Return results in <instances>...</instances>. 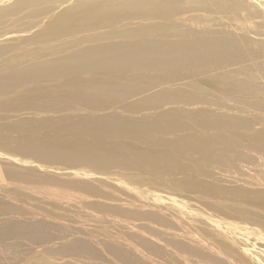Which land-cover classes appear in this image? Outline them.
<instances>
[{"label": "bare ground", "instance_id": "obj_1", "mask_svg": "<svg viewBox=\"0 0 264 264\" xmlns=\"http://www.w3.org/2000/svg\"><path fill=\"white\" fill-rule=\"evenodd\" d=\"M27 85L31 86L24 88ZM258 94L264 95V0H0V120L12 111L63 113L77 105L88 110L1 121L0 131L15 132L18 140L30 137L43 141L42 125H48L65 135L90 137L100 143L97 151L103 157L117 161L115 165L127 161L143 167L140 171L130 169L133 176L106 175L105 179H112L109 186L142 195L146 191L142 186L147 185L144 182L151 181L180 187L191 197L201 192L212 199L223 196L228 188L215 181L216 169L233 167L235 174L242 175L244 165L264 163V116L254 113L251 121L224 111L239 108L232 101L264 111V98L255 97ZM246 97L249 100L245 101ZM193 104L201 107L183 108ZM167 105L177 107L165 108ZM147 110L154 114L133 115ZM258 121L260 126H256ZM125 140L134 144L121 143ZM40 143L38 147L2 144L0 165L35 173L29 167L36 163H61L64 169H57L70 176L45 175L69 191L60 188L64 193L57 199L71 195L74 199L109 197L108 185L97 182V176H103L80 165L106 168L114 162L101 163L57 143ZM149 146L164 147L195 171V177L175 178L169 163L159 161L153 152H144ZM84 148L94 149L88 144ZM126 171L121 168V173ZM263 173H251L253 181L264 179ZM0 174L14 183L22 181L18 172L10 175L0 170ZM131 182L139 185L133 187ZM233 194L243 204L250 200L244 190ZM139 195L149 201L139 203V211L130 207L110 210L126 220L173 226L161 210H156L160 205L150 203L148 195ZM166 195L155 198L180 204L181 214H198L227 231L253 233L246 224L221 218L212 201ZM11 208V204L0 201V210ZM97 209L104 206L99 204ZM138 224L129 226L139 231L148 229V233H169L168 229ZM47 233L61 232L43 219H10L0 227V240L20 237L39 244L56 240ZM184 233L163 240L184 256L202 259L198 264L223 263L213 242ZM63 238L49 250L65 257L100 258V251L86 242ZM139 242L149 252L160 254L157 241L143 237ZM104 249L108 257L122 264H146L142 260L147 254L125 243L109 240Z\"/></svg>", "mask_w": 264, "mask_h": 264}, {"label": "rangeland", "instance_id": "obj_2", "mask_svg": "<svg viewBox=\"0 0 264 264\" xmlns=\"http://www.w3.org/2000/svg\"><path fill=\"white\" fill-rule=\"evenodd\" d=\"M232 30L234 29L232 28ZM55 82L57 83L58 80ZM202 85L205 86L206 84L202 83ZM30 86L31 85H27L24 88H29ZM14 95L15 92L10 94L8 98L13 97ZM237 97L238 96H236V98ZM255 97L264 98V95L258 94L255 95ZM247 100H249V97H246L245 101ZM232 104L239 106V108H224V111L228 114H238L250 119L251 121L254 120V113L264 116V111L254 110L252 107L247 108V106H245L242 102L232 101ZM169 107L177 106L167 105L165 108ZM198 107H201V105H186L183 108L193 110ZM160 110L162 109L157 110V112ZM29 111L30 113L28 114H25V111H12L10 113H6L7 115L3 114L2 117L7 118L0 120V122L17 120L19 117L42 118L48 114H54L58 117L59 115L64 114L83 113L88 110L85 111L83 106L77 105L75 109L64 111L63 113L42 112L39 110L35 111L36 113H33L34 110ZM151 111L147 110L133 115H153L154 113H149ZM91 112L101 113L99 111ZM18 114H21V116H18ZM258 122L259 123L257 125L255 123L254 124L256 126H260L261 123L260 121ZM42 126V132L44 135L43 141L28 139L30 137H24L21 140H18L15 132L0 131V148L2 147V144L3 146L5 144H9L10 146L24 145L27 147H38L41 145L40 142H50L60 144L64 149L74 150L91 156L95 161H99L101 163L114 162L113 165L106 168L80 165L88 170L97 172L98 175L103 176L102 178L97 176V182L100 180L106 186L108 185L109 190H107V192H109V197H81L79 199H74L75 196L71 195L69 199L66 198L67 200L65 198L57 199L56 197L60 198V193H64V191L65 193H69V191L63 186L54 185L53 181L49 177H46L52 176L55 178H62L70 176L71 174H66L65 172H61L57 169H64V167L61 166V163L46 164L43 166L36 163V165H31V167H29L35 173L26 172L16 168L15 165H0V170H6L10 175L18 172L19 177L22 178V181L14 183L6 178V175L0 174V201L3 204L12 205V208L8 211L0 210V227L5 220L10 219H43L48 223L53 224L55 229L61 232L47 233L49 236L57 238L56 240L46 244H39L37 241H30L27 240V238L20 237H9L0 240V264H122L112 256H110L112 259L107 256L108 254L104 248L105 243L109 240H113L114 242L120 244L125 243L127 247L138 249V251L142 252L143 255L147 254V257L142 260V262H145L146 264H185L188 259L187 264L201 263L202 259L199 261L200 259L195 256H184L178 250L166 244L163 240L167 237H176L177 234L184 233L185 231L191 232L184 233L185 235L196 234L213 242L217 246V251L221 253L219 255L223 257L221 259H224L221 260V262H223L222 264H229L230 262L233 264L234 261L239 264H264V233H260V231L264 232V179H254L253 181L251 176V173H254L255 170L264 171V163L263 165L258 163L253 165H244L242 167L244 174L242 175L235 174V169L233 167L216 169L214 171L215 181L228 188V191L225 194H221L223 195L221 197L212 199L207 195H203L202 192L197 195L192 194L193 197H196L205 203L212 201L217 214L221 218L235 222V224H246L245 226H250L252 228L251 232L253 233L241 234L233 231H227L222 228L221 225L215 224L213 221L204 220L199 217L198 214H181L180 204L172 203L163 198L157 200L155 197L156 195L162 193H165L167 194L166 196H168V193H170L180 198L184 197L186 199H194L193 197L188 196L190 193H187L180 187L170 188L161 186L157 182H144L147 185L142 186V188L146 189V191L140 193L142 195H138H148L150 196V199L147 200L152 201H150V203L157 204V206L160 205L156 208V210H161L164 216L173 222V226L165 228L152 221L139 219H137L138 221L126 220L123 219L124 217L122 218L119 216L115 211L110 210L111 208L130 207L131 209L139 211V203H143L145 205L146 203H149V201H143L146 199L138 197L137 193L134 191L109 186L108 181L112 182V179H105L106 175H122L125 177L133 176L134 173L130 169L134 170V168H137V170H139L143 167H137L127 161H124L122 164L115 165L117 161H112L103 157L97 151V148L100 147V143L92 140L90 137L81 134L65 135L63 133L50 130L48 125ZM244 141L247 142V139L245 138ZM121 143L129 146L134 144L130 140H125V143ZM86 144L94 147L93 151L86 150L84 148ZM144 152H153L157 154L159 161L169 163L172 166V169L175 170L172 172L173 175L175 174V178L179 180L193 179L195 177V171L193 172L191 168L182 163V161H179L174 154L165 150L164 147L149 146L144 149ZM12 155L18 156V154L13 152ZM22 157L34 161L31 157ZM122 167L127 170L125 173H121ZM23 177L26 178L25 181L23 180ZM203 177L204 176H198V178L201 179H204ZM131 184L133 183L131 182ZM137 185L139 184H133V187H137ZM60 188L64 189V191L60 190ZM238 190H244V192L250 196V200H246L243 204L240 197L233 194ZM70 191L73 194L78 193L74 190L73 192L72 190ZM162 202L167 203V205L165 203L161 204ZM99 204L104 206V209H97V205ZM144 210V207L141 208V211ZM256 220H258V223L254 222ZM135 222L139 223L138 225L149 224L151 227L157 228L160 231L168 229L169 233H148V229L145 231L131 229L129 224H135ZM60 237H64V240L78 239L86 242L94 249L100 251V258H94L92 255H70L65 257L58 255L57 253H53L49 250V247L60 244ZM143 237L157 241L160 254L149 252L146 248H144L139 242V238ZM3 257H5L6 260ZM211 264L216 263L211 262Z\"/></svg>", "mask_w": 264, "mask_h": 264}]
</instances>
